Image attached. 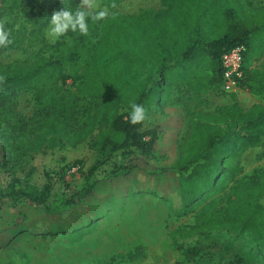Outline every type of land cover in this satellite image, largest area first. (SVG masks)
<instances>
[{"label":"trees","instance_id":"trees-1","mask_svg":"<svg viewBox=\"0 0 264 264\" xmlns=\"http://www.w3.org/2000/svg\"><path fill=\"white\" fill-rule=\"evenodd\" d=\"M158 1L157 8L127 15L111 7L113 0H100L108 16L95 23L89 19L88 35L69 31L50 44L43 30L51 14L64 7L74 12L79 0H0V16H10L4 21L13 41L8 46L35 47L27 65L0 63L5 77L0 95L28 87L42 116L37 132L29 130L27 152L45 153L86 139L94 152L79 190L63 183L64 197L48 205L53 175L44 172L39 187L11 175L0 187V202L26 200L48 215L66 210L104 178L136 170L157 180L165 175L167 194L149 195L152 204L162 196L167 208L194 211L195 228L204 238H245L253 250L246 257L235 253L233 264H264L257 259L264 252V205L258 201L264 195V167L244 176L238 162L240 152L264 135V106L242 110L232 102L214 114H194L167 166L150 162L156 159L160 125L142 130L143 121L130 123L132 102L145 109L161 104L162 92L174 83L188 95L219 88V56L239 44L245 46L239 86L264 98V65L251 67L253 54L264 47V5L250 12L241 0ZM208 69L215 78L203 74ZM131 150L140 155L94 177L115 152Z\"/></svg>","mask_w":264,"mask_h":264},{"label":"rangeland","instance_id":"rangeland-1","mask_svg":"<svg viewBox=\"0 0 264 264\" xmlns=\"http://www.w3.org/2000/svg\"><path fill=\"white\" fill-rule=\"evenodd\" d=\"M241 1L250 12L264 5V0ZM97 2L104 7L100 0ZM115 4V11L130 15L143 7L157 8L159 1L119 0ZM9 19V15L0 16V21ZM47 29L48 25L43 36L52 44L46 36ZM34 50L35 47L22 45L0 47V63L27 65ZM261 65L264 47L253 54L251 62L254 68ZM183 90L174 83L162 92L161 104L152 102L146 107L142 130L153 124H159L161 129L154 146L156 159L150 161L155 166H167L173 161V148L194 114H214L220 106L232 102L242 110L254 103L264 106L263 97L250 93L242 85L233 94L214 88L192 94L189 100ZM0 98V187L11 175L39 187L44 172H49L53 175V187L48 205L64 197L63 183L69 189L79 190L85 170L94 158L89 140L45 153H29L26 150L29 130L37 132L42 119L36 112L31 90L18 87L3 92ZM173 106L179 108L180 114ZM137 155L139 152L134 150L115 152L94 177H102L112 166ZM238 162L240 175L244 176L264 167V135L259 144L240 152ZM168 180L165 175L157 180L139 170L104 178L66 210L48 215L43 206L26 200L0 202V264H233L235 253L248 256L253 248L245 238L227 234L204 238L195 228L194 211L176 206L167 208L162 196H157L156 204H152L148 196L166 193ZM170 191L174 192L173 183ZM258 201L264 205V195ZM57 234L65 237L57 239ZM257 259L264 260V252Z\"/></svg>","mask_w":264,"mask_h":264},{"label":"clouds","instance_id":"clouds-1","mask_svg":"<svg viewBox=\"0 0 264 264\" xmlns=\"http://www.w3.org/2000/svg\"><path fill=\"white\" fill-rule=\"evenodd\" d=\"M111 7H117L114 0ZM107 16L108 8L101 7L97 0H79V5L74 12L64 7L62 10L54 11L51 14L46 36L50 38L51 42L55 43L69 31L78 32L80 35H88V20L91 19L95 23L106 19ZM12 42L10 32L4 27V21H0V47H7ZM4 79V76H0V81ZM130 108V123H141L147 118V110L142 105L132 102Z\"/></svg>","mask_w":264,"mask_h":264},{"label":"built area","instance_id":"built-area-1","mask_svg":"<svg viewBox=\"0 0 264 264\" xmlns=\"http://www.w3.org/2000/svg\"><path fill=\"white\" fill-rule=\"evenodd\" d=\"M244 51L245 46L239 44L222 52L219 56L220 89L226 94H233L239 88Z\"/></svg>","mask_w":264,"mask_h":264},{"label":"crops","instance_id":"crops-1","mask_svg":"<svg viewBox=\"0 0 264 264\" xmlns=\"http://www.w3.org/2000/svg\"><path fill=\"white\" fill-rule=\"evenodd\" d=\"M203 74H205L207 77H211V76H212V77H215V72L212 71L211 69H208V70L203 71ZM219 88H220V87H219ZM209 90H212V89H208V91H209ZM191 96H192V95H188V94H186V100H189V99L191 98ZM172 108L180 114V112H179V108H178L177 106H173Z\"/></svg>","mask_w":264,"mask_h":264}]
</instances>
